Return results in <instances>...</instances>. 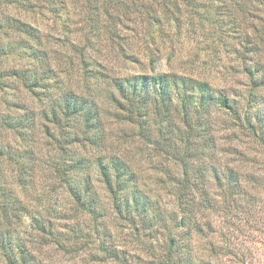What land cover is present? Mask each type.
I'll return each instance as SVG.
<instances>
[{"label": "rangeland", "instance_id": "obj_1", "mask_svg": "<svg viewBox=\"0 0 264 264\" xmlns=\"http://www.w3.org/2000/svg\"><path fill=\"white\" fill-rule=\"evenodd\" d=\"M198 1L178 2L182 23L158 31L149 17L163 10L151 0L133 7L127 0H0V205H8L10 220L0 213V238L43 264H168L170 237L180 248L173 255L178 264H264V147L248 132L224 130L226 116L212 109L211 132L202 128L186 144L180 107L167 124L152 97L144 114L113 85L173 74L227 89L242 113L249 92L264 100V86L254 88L242 74L246 37L264 38V0H252L246 17H207V0ZM69 98L93 114L89 127L84 113L64 114ZM203 135L214 138V150L205 138L198 142ZM202 151L220 178L208 171L199 185L194 158ZM97 158L127 165L145 211L116 213L95 181ZM77 160L88 162L83 171L73 169ZM232 167L238 183L224 174ZM86 174L100 199L93 213L69 190ZM182 178L198 184L188 185L195 201L206 191L214 208L192 211L179 203Z\"/></svg>", "mask_w": 264, "mask_h": 264}, {"label": "trees", "instance_id": "obj_2", "mask_svg": "<svg viewBox=\"0 0 264 264\" xmlns=\"http://www.w3.org/2000/svg\"><path fill=\"white\" fill-rule=\"evenodd\" d=\"M119 4L122 5L121 1L118 0ZM130 5L133 7L134 3L139 0H127ZM156 2L157 7H162V12L153 11V14L150 15V12L144 10V16L149 17V22L152 25H155L158 31L162 30L164 24L168 26L171 22L178 27L182 21L178 16L180 13V7L178 2L185 0H151ZM260 1V0H256ZM252 0H207V3L204 4L203 12L207 17L209 16H224L223 13H230L236 16L241 15L246 17L251 13L250 5ZM264 2V1H263ZM194 6L199 4L198 0H193ZM257 7V6H256ZM135 12H141L138 8L134 9ZM234 11V14H233ZM148 12V13H147ZM142 13V12H141ZM230 14H227L230 16ZM173 16L171 19L170 17ZM226 17V16H225ZM165 26V27H166ZM245 42V52L243 54V70L244 74L251 86L259 87L264 86V66L260 62V54L263 52L264 38L258 36L257 34L253 37H246ZM15 74L18 72L15 71ZM22 76V74L20 75ZM116 90L119 92L121 98L126 99L129 102V105L134 106V104L139 103L141 112L144 114L148 111V102L152 97L153 109L157 114H161L162 118L169 124V117L172 115L171 112L175 108L180 107L182 111L181 115V125L185 127V130H182V140L187 144L190 141V138L193 136L196 138L198 131H204L206 128L211 132L209 126L214 125V121L209 120L207 116L209 115L210 110L223 115L226 120L224 124L227 128L224 130H231L230 128H236L237 130H243L248 132V135L251 139L256 141L258 144L264 147V100L259 94L249 92L247 97V107H249L247 112L241 111L239 104L235 98H231L229 91L227 89H219L217 91L212 90L205 82H200L186 78L184 76H176L173 74H160L156 76H133L122 81L113 82ZM32 87H35L31 84ZM84 101L74 100L72 98L65 99L64 102V114L71 116H79L84 113V122L87 127H89L90 122H92L95 117L89 110H84ZM255 106H257L255 110ZM262 107V109H260ZM140 113V112H139ZM252 113V114H251ZM52 118L57 120V115L55 110L52 112ZM203 128V129H202ZM179 129V128H178ZM180 130V129H179ZM214 137V136H213ZM205 138L212 150L215 149L216 143L214 138L207 137L203 135L201 137L200 144H205L203 141ZM207 143V142H206ZM197 143L193 144L194 149L187 148L188 156L192 155L196 148ZM191 150V151H190ZM1 155V154H0ZM200 155H203L201 157ZM213 155V154H212ZM188 156H182L179 162L183 166L185 158ZM198 165L192 163L196 167V176L199 179V185L203 179H206L208 171H212L215 175V179L220 178L218 170H216L213 163L206 162L205 153L199 152L196 156ZM88 162L84 160H77L73 169L84 170ZM95 170L96 178L95 181L100 184L104 191L106 192L109 200L112 203V207L117 214L121 215L122 212H128L132 210H142L145 211L147 207L146 197L140 193L136 188L135 183H133L134 175L132 171L127 167V165L118 160L117 158H112L107 162H104L102 159L97 158L95 160ZM186 167V166H185ZM235 168H230L226 170L227 179L231 182L238 183L240 177ZM186 171L185 173H187ZM85 177L80 178V184L76 186L74 184L72 187H69L71 196L74 198L76 203L82 207H85L88 213H93L96 206L99 204L100 199L95 191V185L92 178L89 175H84ZM236 179V180H235ZM196 183V182H195ZM193 184L189 178H182L181 181H178L176 184L180 186L178 193L176 194L179 203L184 205L190 204L193 210H208L214 208V205H211L210 200L207 198L208 195L206 191L201 190L199 192L197 201L196 195L191 192L190 187H196L198 184ZM143 206V208H141ZM8 205H0V213L2 219L5 220V223H9L8 215ZM162 218V216H161ZM179 227L182 226L183 221H180ZM38 232H41V235L45 234V229L43 226L37 227ZM175 237H170L167 240V263L178 264L176 262L181 261L178 259L176 262L173 259V255L180 252L178 243H176ZM9 251V252H8ZM181 264H190L187 260L180 262ZM0 264H43L41 261H38L36 256H29L26 248L24 246H18V244H13L12 242H6L4 239L0 238ZM210 264H213L210 262Z\"/></svg>", "mask_w": 264, "mask_h": 264}]
</instances>
